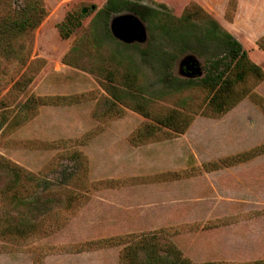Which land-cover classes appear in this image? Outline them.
Listing matches in <instances>:
<instances>
[{
    "label": "rangeland",
    "instance_id": "rangeland-1",
    "mask_svg": "<svg viewBox=\"0 0 264 264\" xmlns=\"http://www.w3.org/2000/svg\"><path fill=\"white\" fill-rule=\"evenodd\" d=\"M138 1L175 16L189 3L203 7L199 0ZM24 2L0 0V17L10 6ZM105 2L42 0L45 15L40 23L30 33L11 39L19 55L0 50V154L39 179L37 194L10 206L8 213L15 220L47 227L46 234L0 238V264H119L126 243L153 234L158 247L171 242L192 264L263 262L264 192L257 187L264 182V162L260 164L264 153L244 161H249L245 165L202 169L264 142L261 105L247 95L214 116L206 110V91L201 87L166 88L161 64H167L178 79L197 80L206 71L205 56L192 49L178 51L169 33L153 20L143 19L141 37L128 41L116 36L115 20L130 16L126 18L135 21L137 17L125 9L105 16L101 12ZM67 12L77 15L81 24L62 38L57 24ZM215 19L225 31L239 35L224 17ZM202 23L195 24L200 27ZM183 30L198 32L196 25ZM94 38L99 45L93 44ZM239 38L249 57L264 69V52L251 39ZM78 42L82 45L79 65L62 62L63 54ZM187 51L193 59L198 55L193 62L198 71L192 75L183 63L190 58ZM162 56L169 60L160 61ZM26 67L33 79L18 93L12 86ZM105 69L115 73L113 83L120 88L128 90L125 76L132 77L156 111L181 109L179 102L187 99L194 110L187 129L171 135L158 127L154 136L133 144L131 134L149 120L125 103L112 101L98 82ZM252 91L264 99V80ZM31 96H66L75 101L42 104L31 114L22 107ZM124 98L134 103L129 93ZM75 150L86 158V175L81 174L83 165L70 157ZM162 173L177 176L163 179ZM7 179L0 172V188ZM99 195L102 199L96 198ZM124 215L137 221H115ZM112 236L124 240L96 244Z\"/></svg>",
    "mask_w": 264,
    "mask_h": 264
},
{
    "label": "trees",
    "instance_id": "trees-1",
    "mask_svg": "<svg viewBox=\"0 0 264 264\" xmlns=\"http://www.w3.org/2000/svg\"><path fill=\"white\" fill-rule=\"evenodd\" d=\"M238 0H228L224 16L231 20L237 8ZM9 10L0 17V50L4 54L19 55L15 52L12 45V37L30 33L42 20L45 10L42 0H25L22 6ZM134 12L142 19L156 21L163 32H168V39L178 51L192 49L196 53L206 58V73L197 80H181L172 76L168 71L167 64L163 63V73L161 82L166 88L179 89L186 86H199L206 91V110L208 114L220 116L243 97L249 95L255 102L261 105L264 113V99L255 94L252 88L264 80V69L254 62L244 49L242 44L229 32L225 31L218 21L211 16L205 9L196 3H189L184 6L181 14L175 16L168 11L144 5L135 0H106L101 12L108 16L119 10ZM79 15H82L79 13ZM202 21L198 27L195 24ZM81 22L73 12H67L61 22L57 24V30L62 38H67ZM196 25L198 32L184 31L183 27ZM88 39V38H87ZM94 45H99V40L93 39ZM256 45L264 51V33L256 40ZM82 51L80 42L74 43L69 50L63 54L62 62L65 64L78 66V58ZM96 53V52H95ZM99 54V53H98ZM160 57V61L169 60V57ZM31 70V69H30ZM30 72V73H29ZM103 76L98 78L99 85L108 92L112 101L125 103L128 108L140 114L149 122L143 128L131 134L130 141L133 144L141 143L145 137L154 136L158 127H165L171 135L183 133L192 121L194 110H190L187 99L179 102L181 109H170L166 112L156 111L150 106V100L145 96L135 84V80L130 76L126 77L127 89L117 87L113 81L116 76L112 70L105 69L100 72ZM128 75V72L124 73ZM33 79V74L28 67L21 73L20 77L13 83L12 89L18 93L22 92ZM130 94L133 104L125 100V96ZM73 97L50 96V97H29L23 102L22 107L26 112L34 114L36 108L42 104H67ZM75 101V100H74ZM74 101H72L74 103ZM264 153V142L251 150L237 153L225 157L218 163L203 165L204 170H214L218 166H232L236 163L247 161L258 154ZM70 157L77 159L83 165L82 175H86L85 156L78 150L72 151ZM0 172L7 176L6 183L0 188V238L36 236L39 233L46 234L47 227L33 224L27 220H15L8 213L10 206H19L25 201L27 196H35L39 190V179L22 166L0 154ZM187 172H184V174ZM161 174L164 179L168 176L177 174ZM166 180V179H165ZM70 193V196L75 193ZM151 238L139 236L133 242L126 243L119 253V264H192L187 258L183 257L180 251L171 242H166L162 247ZM123 236H112L96 241L97 245L108 243L123 242ZM108 241V242H107ZM144 256L140 257L139 253ZM264 264V261H257Z\"/></svg>",
    "mask_w": 264,
    "mask_h": 264
},
{
    "label": "crops",
    "instance_id": "crops-1",
    "mask_svg": "<svg viewBox=\"0 0 264 264\" xmlns=\"http://www.w3.org/2000/svg\"><path fill=\"white\" fill-rule=\"evenodd\" d=\"M227 2L228 0H199V3L204 7L202 8L205 9L214 18L216 16H221L225 18L224 12ZM226 20L229 25H231L232 27L238 30L239 35L236 32L233 33V36L236 39L241 41V39L239 38L240 36L241 38L246 37L251 39L256 44V40L258 39V37L264 33V0H238L237 8L234 12V17H232L231 20L228 19ZM241 44L243 45V43ZM248 162H244L239 165H245V163ZM263 162L264 160L260 162V164H262ZM248 169L249 168L243 169L241 170V172L244 173ZM242 183L243 186L245 187V182L242 181ZM258 185H259L257 187V189H259L258 191L264 192V182H260ZM96 198L102 199L100 195L97 196ZM121 207L123 208V205H120V208ZM115 221L122 223H131L133 221H137V219L134 218L133 220H130L128 215H126L124 218H122V220L119 219V217L115 218ZM120 226L130 227L132 225L121 224Z\"/></svg>",
    "mask_w": 264,
    "mask_h": 264
},
{
    "label": "water",
    "instance_id": "water-1",
    "mask_svg": "<svg viewBox=\"0 0 264 264\" xmlns=\"http://www.w3.org/2000/svg\"><path fill=\"white\" fill-rule=\"evenodd\" d=\"M128 11V10H127ZM82 12H86V8L82 9ZM132 15L136 16L137 19L135 21H132L131 18H126L130 16H124L123 18H119L113 22L112 28L113 32L116 36L124 38L128 41L134 40L137 36L141 37L143 35V19L135 14L134 12L128 11ZM142 32L139 34V32ZM186 55H188L190 58L185 60L183 63L186 65L187 74L192 75V73H196L198 71V67L194 66L193 62L197 60L198 55L195 54L194 59L191 55L193 53L191 51H187ZM193 61H192V60ZM205 75V72L200 74V78H202Z\"/></svg>",
    "mask_w": 264,
    "mask_h": 264
},
{
    "label": "flooded vegetation",
    "instance_id": "flooded-vegetation-1",
    "mask_svg": "<svg viewBox=\"0 0 264 264\" xmlns=\"http://www.w3.org/2000/svg\"><path fill=\"white\" fill-rule=\"evenodd\" d=\"M135 1L145 5V3H142L141 1H138V0H135ZM146 5H148V4H146ZM109 14H110V13H109Z\"/></svg>",
    "mask_w": 264,
    "mask_h": 264
}]
</instances>
